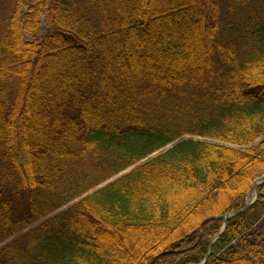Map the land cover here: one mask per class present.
<instances>
[{"label": "trees", "instance_id": "1", "mask_svg": "<svg viewBox=\"0 0 264 264\" xmlns=\"http://www.w3.org/2000/svg\"><path fill=\"white\" fill-rule=\"evenodd\" d=\"M145 159L0 264H200L264 175V0H0V244ZM257 190L205 264H264Z\"/></svg>", "mask_w": 264, "mask_h": 264}, {"label": "rangeland", "instance_id": "2", "mask_svg": "<svg viewBox=\"0 0 264 264\" xmlns=\"http://www.w3.org/2000/svg\"><path fill=\"white\" fill-rule=\"evenodd\" d=\"M25 1H26V4H27V0H25ZM23 10L25 11V10H26V7L23 8ZM165 27H166V28H169V27H172V26L169 25V24H166ZM44 31H45V28L43 27V28H42V32H41V34H43ZM130 38H131V37H130ZM132 39H133V37H132ZM160 40L162 41L163 46H160L159 44H156V45H153V46H154L153 48H155L156 50H163V49H168V48L171 49L170 46L167 45V43L170 42V44H171V40H172V39L170 40L169 38L160 37ZM185 44H186V45H187V44H188V45H191L192 42H190V43L188 42V43H185ZM132 47H133V44H132ZM183 138H184V139H188V138H192V137L185 136V137H183ZM193 139H197V138H193ZM170 147H171V146H168V147H166V148L163 149V150H166V149H168V148H170ZM152 157H154V155L151 156V157H149V158H152ZM145 161H147V160H143L141 163H143V162H145ZM137 165H139V164H137ZM137 165H136V166H137ZM136 166H133V167H131V168L125 170L124 172H122L121 174L117 175L116 177H114V178H112V179L106 181L105 183L101 184L100 186H97L95 189L90 190L88 193H86V194L83 195L82 197H80V198L74 200L73 202H70L66 207H63L62 209H60V210L57 211L56 213L50 215L49 217L45 218L44 220L42 219V220H40L39 222L35 223V224L32 225L29 229H26V230L21 231V232L18 233L16 236H14V237L8 239L7 241L3 242L2 244H0V248L3 247L4 245H6L7 243L11 242L12 240H15L16 238H19V236H22V234H24V233H26L27 231H29L30 229H32V228L38 226L40 223L46 221L48 218H51V217L54 216L55 214H57V213H59V212L65 210V209H67L69 206L75 204L76 202H78L79 200H81L82 198H84L85 196L92 194L93 192H95V191L98 190L99 188H102V187L106 186L108 183H110V182H112V181L118 179V178L121 177L122 175H124V174L130 172V171H131L132 169H134ZM251 197H252V196H251V194H250V195H249V198H248V201L251 200Z\"/></svg>", "mask_w": 264, "mask_h": 264}, {"label": "water", "instance_id": "3", "mask_svg": "<svg viewBox=\"0 0 264 264\" xmlns=\"http://www.w3.org/2000/svg\"><path fill=\"white\" fill-rule=\"evenodd\" d=\"M257 144H258V143H257ZM257 144H255V145H257ZM229 147H231V146H229ZM240 149L243 150V149H246V148H244V147H240ZM262 183H264V176H261V177L255 179V180L253 181V185H252V198H251L250 202L246 203V204L243 206V208H241L240 210L233 211V212H231V213H229V214H227V215H225V216L223 217V220H222L223 225H222V227H221V230H220L219 236L224 232V230H225V228H226V226H227V222H228L232 217L244 213L246 210H248V209L253 205V203H254V202L257 200V198H258V190H257V186L260 185V184H262ZM219 236H217L216 238H214V240L211 242V244H210V246H209V248H208V252H207V254H206V257L204 258V260H203L200 264H205V263H206L207 258H208V255H209V253H210V247H211L212 243H213V242H214Z\"/></svg>", "mask_w": 264, "mask_h": 264}, {"label": "bare ground", "instance_id": "4", "mask_svg": "<svg viewBox=\"0 0 264 264\" xmlns=\"http://www.w3.org/2000/svg\"><path fill=\"white\" fill-rule=\"evenodd\" d=\"M23 13H24V14H27V13H28L27 8H26L25 11L23 10ZM39 24L41 25V29H42V28L44 27V25H45V21H44V19L40 18V19H39ZM44 28H45V27H44Z\"/></svg>", "mask_w": 264, "mask_h": 264}]
</instances>
